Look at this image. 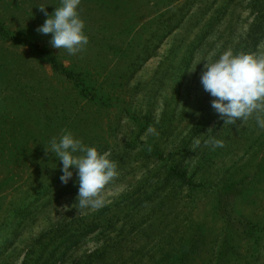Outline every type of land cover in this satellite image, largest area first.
<instances>
[{"label":"rangeland","instance_id":"obj_1","mask_svg":"<svg viewBox=\"0 0 264 264\" xmlns=\"http://www.w3.org/2000/svg\"><path fill=\"white\" fill-rule=\"evenodd\" d=\"M59 6L0 0V264H264V129L201 84L226 50L264 55V0H81L75 55L37 32ZM65 131L116 162L98 208L46 151Z\"/></svg>","mask_w":264,"mask_h":264},{"label":"clouds","instance_id":"obj_2","mask_svg":"<svg viewBox=\"0 0 264 264\" xmlns=\"http://www.w3.org/2000/svg\"><path fill=\"white\" fill-rule=\"evenodd\" d=\"M81 0H60V6L49 14L46 7H40L47 17L38 27L42 35L51 34V46L77 54L88 43L85 22L79 15ZM205 64L201 84L212 97V107L223 118L225 124L247 121L255 116L257 126L264 129V55L253 53L234 54L230 49L218 59ZM199 144V140L196 141ZM214 147L222 141H209ZM46 151L62 163L63 175L68 184L75 169L78 174L79 209L98 208L103 201L101 193L105 186L117 176L116 162L108 152L88 146L65 131L59 138L53 137Z\"/></svg>","mask_w":264,"mask_h":264},{"label":"trees","instance_id":"obj_3","mask_svg":"<svg viewBox=\"0 0 264 264\" xmlns=\"http://www.w3.org/2000/svg\"><path fill=\"white\" fill-rule=\"evenodd\" d=\"M257 32H258L257 30L251 31V34L249 35L248 39H251V41L254 42L257 39ZM56 68L58 70H60L61 73H65L66 75H69V73H70L69 70L63 68L61 65H57ZM171 174H174L176 178L182 179L187 184L194 185L191 178L188 176L187 172L184 169L173 168L171 170ZM221 212L223 214V217L225 216L227 221L231 222L232 215L230 212H232V211L228 210L227 208L221 207Z\"/></svg>","mask_w":264,"mask_h":264}]
</instances>
